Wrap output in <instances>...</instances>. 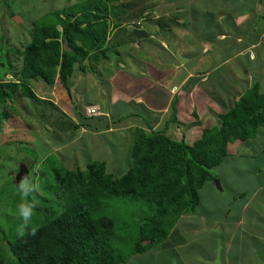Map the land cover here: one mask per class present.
<instances>
[{
	"label": "crops",
	"instance_id": "0c3cea01",
	"mask_svg": "<svg viewBox=\"0 0 264 264\" xmlns=\"http://www.w3.org/2000/svg\"><path fill=\"white\" fill-rule=\"evenodd\" d=\"M250 3L253 5L251 15H242L217 12L216 0L113 2L116 6L109 20L113 23L123 21L124 24L113 28L112 40L115 39L117 47L126 51L141 46L142 78L148 85L137 93H124L125 89L120 86L122 76L116 74L114 66L119 67V62L125 60L124 55L129 52H120V59L102 60L96 71H76L72 76L71 92L61 84L62 94L54 93L53 86H48L53 91L47 90L44 96L38 93L41 101L47 102L43 103L47 104V111L54 107L53 110L60 115L62 125H58V134L65 137L64 148L70 150L76 141L84 143L85 134H91L95 139L108 134L109 140L104 144L107 147L112 143L111 138L114 141L124 139L129 133L134 137L137 127L151 131L149 124L154 129L165 128V133L174 139L188 141L192 137L188 142L193 143L205 128L220 125L221 114L252 85L259 82L260 90L264 92V0H250ZM133 11L141 16L137 23L126 18ZM246 19L251 23L247 26L246 22V26L241 27ZM149 59L156 61L150 62ZM131 71L125 73L128 80L135 76ZM77 77L82 84L76 83ZM218 88L224 89L222 96L218 95ZM116 93H120L129 106H118L117 99L121 95ZM49 95L53 96L50 103L44 100L45 96L50 98ZM59 97L66 102L65 105L61 104ZM89 105L101 107L103 114L91 118L104 123L94 121L99 123L96 126L88 117L76 114V109L84 113ZM69 127L71 132L68 134ZM78 128L81 130L76 136ZM247 141L239 139L230 143L229 155L236 153L230 150V146L236 149ZM131 142L132 149L133 139ZM50 146L53 151V145ZM83 146L88 149L85 143ZM53 153L57 152L54 150ZM243 157L252 164L261 165L252 176L253 188L248 189L246 179L236 178L235 187L226 193L229 197L222 200L225 189L223 193L215 192L208 182L206 189L212 194L207 193V202H215L212 211L203 210L200 204L196 212L185 214L169 240L173 251L170 254L169 249L147 253L141 258V264H264V162H258L254 156ZM97 158L107 162L106 155ZM77 159L79 161L80 156ZM207 232L210 240L206 238ZM188 233L194 235L188 236ZM202 233L205 235V253L195 247L199 242L203 243L199 237ZM220 249L222 254H217ZM133 263L134 259L129 264Z\"/></svg>",
	"mask_w": 264,
	"mask_h": 264
},
{
	"label": "trees",
	"instance_id": "16d2710c",
	"mask_svg": "<svg viewBox=\"0 0 264 264\" xmlns=\"http://www.w3.org/2000/svg\"><path fill=\"white\" fill-rule=\"evenodd\" d=\"M115 1L119 0H76L42 15V23L34 22L31 39L25 43L20 40L22 46L16 45L15 57L9 61L11 67L0 76V100L9 106L17 102L22 107L25 98H31L46 108L36 83L53 86L58 80L71 92L76 71H96L97 63L109 56L113 28L124 24L119 21L111 25L109 20ZM132 13L126 18L137 23L141 16ZM9 73L14 78H7ZM6 112L9 117L10 112ZM84 113L76 109V114L86 117ZM220 117V125L205 128L193 143L171 138L165 128L154 129L149 124L148 131L137 127L133 165L120 177L108 171L103 159L89 163L85 169L61 167L64 170H57L53 179L46 180L49 184L43 189L48 190L47 198L37 193L40 201L35 212L42 211L41 223L27 228L22 236L17 231L16 237L5 238L12 258L0 251V264H128L133 259V264H141V258L152 251L169 249L170 254L173 250L169 240L182 217L196 212L200 204L203 210L212 211L215 202H207L203 196L207 183L218 193L224 189L229 193L222 182L218 189V175L212 172L229 155V144L254 138L264 129V92L260 84L247 89ZM22 121L24 133H28L30 124L26 119ZM51 189L56 196L61 192L59 199L49 195ZM112 194L139 195L154 206L149 205L151 209L140 221L138 238L128 255L114 247L116 222L101 209L104 197ZM33 228L38 229L34 235Z\"/></svg>",
	"mask_w": 264,
	"mask_h": 264
},
{
	"label": "rangeland",
	"instance_id": "374dc122",
	"mask_svg": "<svg viewBox=\"0 0 264 264\" xmlns=\"http://www.w3.org/2000/svg\"><path fill=\"white\" fill-rule=\"evenodd\" d=\"M206 1L213 2L214 0ZM75 2L76 0H0V76L11 67L9 61L15 57L17 50L16 45L18 44L19 47L22 46L19 45L20 40H24L25 43L31 39L30 34L34 22L39 21L42 23L40 20L42 15L52 12L59 7L64 8V6ZM215 7L217 12L224 11L232 14L241 13L242 15H251V11H253V5H251L250 0H216ZM141 10L142 7L138 9L139 12ZM132 14L135 15L136 11H133ZM48 16L50 17L51 15ZM246 22L248 26V24L251 23V20L246 19L244 23L241 22V27H243V24L245 27ZM111 25H114V23L111 22ZM134 26L137 25L135 24ZM111 36L112 32L110 34V37ZM140 48L134 47L133 49L126 51L123 47H117L115 39L109 42L108 52H110V54L107 57L109 61L120 59L122 57V53L120 52H123L124 54L129 52L127 55H124L125 60H120L121 62L119 63L121 64L119 67L117 65L114 66L116 67L114 68L116 74L118 73L119 76H122L123 83L120 86L125 89L124 93L129 91L137 93L143 86L145 88L148 85V82L142 78L143 60L139 57L141 54ZM145 57L147 58V55H145ZM151 61L154 62L156 60L152 59L150 62ZM21 62L22 61L17 64L20 65ZM98 64L99 63L96 65V69L99 68ZM101 64L102 62H100V65ZM128 71L135 74L133 79L129 78L128 80L129 76L125 74ZM252 72L258 73V71L255 72L254 70H252ZM7 78H14L13 74L9 73V77L7 76ZM124 82L126 84H124ZM76 83L82 84L78 80V77ZM48 86L49 84L40 81L36 83L35 88L40 95L44 96L43 94L47 90L53 91L49 90L52 87L49 88ZM53 87H55L54 93L56 91L57 94H62V86L58 80ZM262 88H264V85H262ZM217 90L218 95L222 96L224 89L218 88ZM116 94L121 95L120 93ZM49 96L51 97L48 99L45 96L44 100H48L50 103L53 100V96ZM59 101H61V104H66L61 97H59ZM117 101L118 106H121V104L129 106V103L122 95L118 96ZM8 104L9 103L5 104V102L0 100V150H3L6 154L2 155L0 152V251L12 258L9 246L5 242V238L7 240V238L16 237L15 234L21 227V220L15 215L17 205L21 202V197L17 191V185L21 178L24 177L23 172H21V165L29 158L36 161L33 168L30 170V177H38L40 179L41 191L37 193L43 194V196L47 198L48 195L46 194H48V190L46 191L43 189L49 184H46V180L53 179L54 173L57 170H64L61 167L85 169L89 163L101 160V158L97 157L106 155V164L109 172L113 173L115 177H120L126 173L133 165L132 149L130 148L133 134L129 135L131 134L129 133L128 137L124 139L118 138L116 141L111 138L110 141L112 143L108 144L107 147L104 144L105 141L109 140L107 137L108 134L99 135L96 139L93 138L91 134H85L83 135V140L88 149L83 146V141H76L75 145H73L74 147L69 150L64 148L65 141L63 140L65 137L62 138L60 133L58 134L60 130L58 125L61 126L62 123L60 122V115H57L56 111L50 109L47 111L48 107L45 108L44 105L31 98H28V100L25 98L22 107L19 106L17 102L10 106ZM124 108L125 107H123V109ZM63 109L66 108L63 107ZM7 110L10 112L9 117L14 115L12 119L8 117ZM86 117H88L96 126H98L99 123H104L103 121H98L96 118H91V116ZM23 119H26L30 124L28 133H24ZM13 125L15 127L17 125L20 127L13 131ZM80 130L81 128L76 129V136H78ZM261 130L263 131L259 132L256 137L248 139L246 144L242 147L235 149L230 146L231 151H236L235 155L226 156V160L222 164L212 169L213 174L218 175L216 180L218 179L222 182L226 188L233 189L235 187L234 184L237 183V181H234L236 178H242L241 180L246 179L245 182L249 190L255 185L252 176L261 165L259 163L252 164L248 158L243 156H249L250 158L254 156L258 162H264V129ZM70 132L71 130L69 127L67 133L69 134ZM66 134L63 135L68 137ZM198 136L200 138L202 133H199ZM188 141H192V137H190ZM48 144L53 145V151L55 150L57 152L56 154L53 153L51 146ZM19 146L24 147L19 150ZM71 146L72 143L70 144V147ZM64 149L66 150L64 151ZM78 156H80L79 161L77 159ZM51 192L52 193L49 194L51 197L60 198L59 195H61V192H59L58 196H56L54 189H51ZM37 193H35L34 196L35 200L39 202V195ZM207 193L212 194L211 191H204V199L208 196ZM43 196L41 195V197ZM227 197L229 196L226 193H223L221 199L225 200ZM29 199H31V197ZM149 205H151V207L153 206L152 204L147 203V201L139 195L112 194L104 197L103 207L101 209L103 213L112 216L116 222L112 243L114 247L124 253V255H128L133 248L139 235L140 221L151 209ZM42 217V211H36L32 224L26 227L24 231H27V228H32L33 226L40 224ZM203 234L204 233L199 236L200 241H203V243L199 242L195 245L197 251L201 253L206 252L204 247L205 235ZM209 236L210 234L207 232L206 238H208V240H210ZM232 252L233 249L231 250V253ZM217 254H222V249L218 250Z\"/></svg>",
	"mask_w": 264,
	"mask_h": 264
},
{
	"label": "clouds",
	"instance_id": "9594fccd",
	"mask_svg": "<svg viewBox=\"0 0 264 264\" xmlns=\"http://www.w3.org/2000/svg\"><path fill=\"white\" fill-rule=\"evenodd\" d=\"M93 106L100 108L99 113L89 114L87 109V116L93 117L103 114V111L101 110V107L99 105ZM17 191L21 197V202L17 205L15 215L21 220L19 235L22 236L24 235V229L32 224L33 217L35 215V209L38 206V201L35 200L34 194L41 191V181L38 177L32 178L30 176H25L19 181L17 185ZM30 197L31 199H29ZM37 230L38 229L33 228L32 234L34 235Z\"/></svg>",
	"mask_w": 264,
	"mask_h": 264
},
{
	"label": "water",
	"instance_id": "95a60500",
	"mask_svg": "<svg viewBox=\"0 0 264 264\" xmlns=\"http://www.w3.org/2000/svg\"><path fill=\"white\" fill-rule=\"evenodd\" d=\"M65 45L67 46L66 47L67 49H70L68 41L65 42ZM34 163H35V161L33 159L29 158V159H27V161L25 163H23L21 165V171L23 172L24 176L30 175V170L34 166ZM216 184H217L218 188H220V189L222 188L221 183L218 179L216 180Z\"/></svg>",
	"mask_w": 264,
	"mask_h": 264
},
{
	"label": "built area",
	"instance_id": "2783aa9c",
	"mask_svg": "<svg viewBox=\"0 0 264 264\" xmlns=\"http://www.w3.org/2000/svg\"><path fill=\"white\" fill-rule=\"evenodd\" d=\"M99 111H100V108L99 107H94V106H91V107H89L88 108V113L89 114H97V113H99Z\"/></svg>",
	"mask_w": 264,
	"mask_h": 264
}]
</instances>
